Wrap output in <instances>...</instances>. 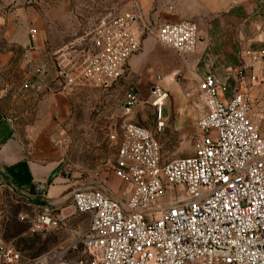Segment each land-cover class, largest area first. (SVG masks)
<instances>
[{
  "label": "built area",
  "instance_id": "2783aa9c",
  "mask_svg": "<svg viewBox=\"0 0 264 264\" xmlns=\"http://www.w3.org/2000/svg\"><path fill=\"white\" fill-rule=\"evenodd\" d=\"M147 33L181 57L195 53L200 41L196 20L165 22L153 31L135 3L101 21L80 68L61 70L55 80L62 81V89L119 85ZM259 43L264 45V26ZM241 58L242 68L252 70L263 55L248 48ZM37 73L43 75L44 67ZM251 79L261 84L264 72ZM227 90L215 74L204 76L198 94L204 112L197 119L194 152L165 161L156 133L167 124L168 94L156 82L150 93L155 129L122 120L106 132L115 151L112 175L125 185L126 197H115L104 187L75 189L73 207L89 217L87 231L71 228L73 240L46 262L24 257L0 240V264H264V135L257 123L264 112L248 92L226 95ZM126 98L129 114L138 102L137 91L130 88ZM165 183L170 190L162 201ZM53 206L48 202L35 214L36 231L66 227L67 217ZM80 249L81 255L71 257Z\"/></svg>",
  "mask_w": 264,
  "mask_h": 264
},
{
  "label": "rangeland",
  "instance_id": "374dc122",
  "mask_svg": "<svg viewBox=\"0 0 264 264\" xmlns=\"http://www.w3.org/2000/svg\"><path fill=\"white\" fill-rule=\"evenodd\" d=\"M33 16L30 28L32 47L44 50L43 60L32 61L26 74L15 70V77L5 83L6 106L11 116L23 128H36L46 136L48 148L58 151V165L52 179L58 177L69 185L53 208L67 217L66 227L59 230L36 231L32 219L42 207V196L19 191L0 190V240L14 245L24 257L51 260L65 248L73 236L69 231H87L89 217L75 212L71 195L75 189L109 187L119 196L120 182L112 175L115 151L107 140L112 123L122 120L155 129V110L151 88L156 83L168 96L164 111L165 129L156 133L165 161L192 155L197 119L204 112L198 98L205 75L215 74L227 84L226 95L248 92L256 108L264 112V81H252V74L264 72V45L259 43L264 26V3L249 0L219 13L201 14L200 42L196 52L179 56L170 47L160 44L147 33L141 49L130 60L119 85L95 89L88 85L66 88L58 92L51 88L59 71H76L91 51L94 28L103 20L113 18L128 9L129 0H26ZM236 7V8H235ZM155 31L164 20H150ZM36 30L32 38V30ZM256 49L263 58L253 69H243L241 55L246 49ZM21 55V54H20ZM133 57V56H132ZM131 57V58H132ZM18 58V63H19ZM44 67L45 73H37ZM159 76V78H158ZM24 83L30 87L25 89ZM134 88L138 102L125 114L126 93ZM264 135V119L257 120ZM170 187L165 183L162 201ZM175 194V193H174ZM80 249L71 257L82 254ZM83 257L87 255L83 253Z\"/></svg>",
  "mask_w": 264,
  "mask_h": 264
},
{
  "label": "crops",
  "instance_id": "0c3cea01",
  "mask_svg": "<svg viewBox=\"0 0 264 264\" xmlns=\"http://www.w3.org/2000/svg\"><path fill=\"white\" fill-rule=\"evenodd\" d=\"M245 1L249 0H129V7L138 3L151 26V19L164 20L163 23L195 20L201 14L224 12L229 8L238 14L240 9H234V6ZM32 18L26 0H0V190L42 196L40 206L45 207L48 202L59 203L61 196L69 191L68 184L58 177L52 179L59 153L48 148L47 137L38 134L39 127L22 129L9 113L6 98H3L5 83L15 77L12 74L15 70L26 74L24 69H29L32 61L43 60L44 50L32 47ZM133 59L135 55L130 58ZM42 184L44 189L40 190ZM124 187L120 182L119 196L111 188H104L111 195L124 199ZM60 214L65 216L64 209Z\"/></svg>",
  "mask_w": 264,
  "mask_h": 264
},
{
  "label": "water",
  "instance_id": "95a60500",
  "mask_svg": "<svg viewBox=\"0 0 264 264\" xmlns=\"http://www.w3.org/2000/svg\"><path fill=\"white\" fill-rule=\"evenodd\" d=\"M120 81H117V84H119ZM62 81L60 79L55 80L54 82L51 83V88H53L56 91L62 90Z\"/></svg>",
  "mask_w": 264,
  "mask_h": 264
},
{
  "label": "trees",
  "instance_id": "16d2710c",
  "mask_svg": "<svg viewBox=\"0 0 264 264\" xmlns=\"http://www.w3.org/2000/svg\"><path fill=\"white\" fill-rule=\"evenodd\" d=\"M82 215V214H81Z\"/></svg>",
  "mask_w": 264,
  "mask_h": 264
}]
</instances>
